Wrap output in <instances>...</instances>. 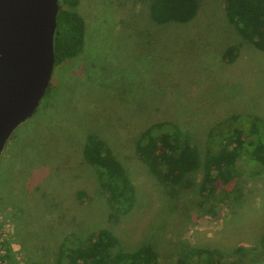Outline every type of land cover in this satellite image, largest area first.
Listing matches in <instances>:
<instances>
[{
  "label": "rangeland",
  "instance_id": "1",
  "mask_svg": "<svg viewBox=\"0 0 264 264\" xmlns=\"http://www.w3.org/2000/svg\"><path fill=\"white\" fill-rule=\"evenodd\" d=\"M149 2L80 0L81 51L53 65L35 112L0 152V264H53L58 242L77 244L97 227L110 229L121 251L150 246L157 264H177L193 246L224 264H264V163L236 162L235 177L204 199L200 169L191 185L174 186L134 149L139 132L160 120L200 150L224 117L239 125L256 114L264 123V51L241 39L224 0H196L189 21L162 24L148 19ZM232 44L238 53L228 61L223 51ZM88 133L105 142L133 186V207L111 219L82 157Z\"/></svg>",
  "mask_w": 264,
  "mask_h": 264
},
{
  "label": "trees",
  "instance_id": "2",
  "mask_svg": "<svg viewBox=\"0 0 264 264\" xmlns=\"http://www.w3.org/2000/svg\"><path fill=\"white\" fill-rule=\"evenodd\" d=\"M79 2L57 0L53 65L81 51L84 20L78 10ZM224 3L226 17L241 39L254 49L264 51V0H224ZM195 12L196 0H150L147 6L148 19L156 24L185 23L193 18ZM238 47L228 45L223 56L228 61L234 59ZM244 120L245 126L242 125ZM243 121L233 125L227 116L212 124L200 150L175 124L160 120L139 132L134 140V149L149 170L174 186L191 185L188 180L191 172L200 169L198 192L200 197L207 199L215 192L217 183L222 184L235 177L236 162L264 163V123L256 114H247ZM85 138L82 157L94 168L102 186L111 211L108 219L128 212L135 197L122 166L101 138L92 133L86 134ZM259 243L264 248V232ZM2 257L6 260L11 257L8 248ZM53 264H157V255L147 245L128 252L121 251L110 229L97 227L86 232L85 238L78 239L77 244L66 240L58 242ZM177 264L224 263L215 252L193 246L191 252L179 255Z\"/></svg>",
  "mask_w": 264,
  "mask_h": 264
},
{
  "label": "water",
  "instance_id": "3",
  "mask_svg": "<svg viewBox=\"0 0 264 264\" xmlns=\"http://www.w3.org/2000/svg\"><path fill=\"white\" fill-rule=\"evenodd\" d=\"M57 0H0V152L48 87Z\"/></svg>",
  "mask_w": 264,
  "mask_h": 264
},
{
  "label": "built area",
  "instance_id": "4",
  "mask_svg": "<svg viewBox=\"0 0 264 264\" xmlns=\"http://www.w3.org/2000/svg\"><path fill=\"white\" fill-rule=\"evenodd\" d=\"M1 255H3V254H1Z\"/></svg>",
  "mask_w": 264,
  "mask_h": 264
}]
</instances>
